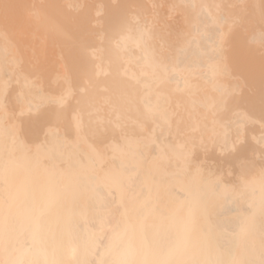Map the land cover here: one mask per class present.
<instances>
[{
	"label": "bare ground",
	"instance_id": "obj_1",
	"mask_svg": "<svg viewBox=\"0 0 264 264\" xmlns=\"http://www.w3.org/2000/svg\"><path fill=\"white\" fill-rule=\"evenodd\" d=\"M0 264H264V0H0Z\"/></svg>",
	"mask_w": 264,
	"mask_h": 264
}]
</instances>
